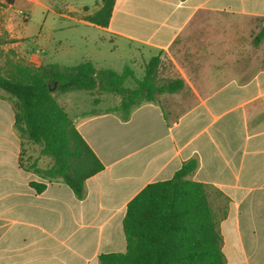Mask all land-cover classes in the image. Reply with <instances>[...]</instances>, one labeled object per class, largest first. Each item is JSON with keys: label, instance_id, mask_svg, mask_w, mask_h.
<instances>
[{"label": "crops", "instance_id": "obj_1", "mask_svg": "<svg viewBox=\"0 0 264 264\" xmlns=\"http://www.w3.org/2000/svg\"><path fill=\"white\" fill-rule=\"evenodd\" d=\"M18 1L29 10L50 9L41 0H0V62L13 53L35 67L47 65L45 50L28 44L27 15ZM100 5L92 12L78 10L79 24L100 31L79 37L85 48L91 43L98 55L107 42L129 56L132 65L159 56L157 78L180 79L183 87L134 107L125 120L107 111L119 99L105 109L70 113L67 108L77 104L59 102V93L52 92L103 165L84 181L82 199L60 180L47 182L19 167L21 141L13 103L0 90V264H99L100 254L124 252L127 202L147 184L170 179L191 159L196 168L187 179L207 185L225 264H264V67L242 71L235 62L238 54L229 65L217 59L207 62L204 49L189 48L188 43L190 27L200 15L264 20V0H115L106 27L83 20ZM181 45L189 53L182 63L174 58ZM167 57L178 77L158 76ZM185 92L188 98L179 100L175 110L161 102ZM87 93L95 95L94 104L110 95ZM32 158L39 166L50 164ZM31 181L46 187L36 193Z\"/></svg>", "mask_w": 264, "mask_h": 264}, {"label": "trees", "instance_id": "obj_2", "mask_svg": "<svg viewBox=\"0 0 264 264\" xmlns=\"http://www.w3.org/2000/svg\"><path fill=\"white\" fill-rule=\"evenodd\" d=\"M114 1L101 0L100 7L83 20L106 27ZM261 39L264 25L253 43ZM160 63L159 56L151 57L144 65V75L138 79L129 67H124L121 73L96 69L90 61L73 66L35 67L13 53L6 55L0 65V90L13 103L14 128L21 141L19 167L47 182L60 180L77 199H82L84 181L101 171L103 165L48 86L54 85L58 93L83 90L114 94L119 103L107 111L117 112L125 120L134 107L183 87L180 79L157 78ZM127 80L133 81L134 86H124ZM24 142L38 145L39 155L50 158V164L39 166L31 156L24 159ZM195 168L196 161L188 160L170 179L149 183L131 198L122 220L125 250L100 254L99 264H225L207 185L187 179ZM29 185L36 193L46 187L44 182L31 181Z\"/></svg>", "mask_w": 264, "mask_h": 264}, {"label": "rangeland", "instance_id": "obj_3", "mask_svg": "<svg viewBox=\"0 0 264 264\" xmlns=\"http://www.w3.org/2000/svg\"><path fill=\"white\" fill-rule=\"evenodd\" d=\"M41 1L49 4L50 9L43 8L42 6H34L29 10V5L22 1L17 2V7L27 15V24L24 28V33L28 36L29 46L44 49L46 63L73 66L87 61L88 56L86 55H90L95 68V63H97L99 67L97 69H112L117 73H121L124 67H129L136 78H142L144 75L143 65L145 64L136 63V65H132L129 56L120 51L119 47H112V45H108L105 42L103 47H100L99 54L96 55L91 43L86 44L87 47L85 48V44L79 40V37L82 35L93 37L95 34L100 33L99 30L79 24L75 19H79V15L77 14L79 11L92 12L97 5H100L101 0ZM61 14L67 15L68 17H62ZM262 24H264V20L257 18L240 19L216 14L200 15L190 27L191 37L188 40L189 48L194 46L200 51L203 48L204 50L202 52L204 54L202 57L207 62L217 59L221 63L225 62L228 65L230 64L231 58H233L232 56H237L238 54V59L235 62L241 65L242 71L249 73L252 69L264 67V41L257 46L252 42L262 27ZM19 30L22 31V28L20 27ZM70 41L73 42L69 43ZM196 41H198L197 44L195 43ZM179 44H181V40L178 42ZM178 48L176 55L179 57L174 56V58L176 59L175 61L182 63V61L187 60V58H184V55L187 53H184L185 49L183 45ZM221 51L223 53L227 51V54L224 53L222 56L220 54L219 57L218 54ZM2 60L0 64L3 63ZM163 64L164 66H162L158 73L159 77L173 78L180 75L179 70L175 67V63L170 58L167 57L163 61ZM124 86L133 87V81H125ZM51 89L54 92L55 86H51ZM109 94L104 97L105 100L109 98L108 101L103 100L98 104H94L92 101L95 95L90 96L83 90L59 93L57 99L59 102L72 100L71 107L77 104L78 108H67V110L70 113H79L92 111L93 109H105L117 103L118 96ZM179 96L181 97H178V95L162 97L161 102L164 106L177 108L181 106L178 103L179 100L187 99L189 94L185 92V94ZM23 147L24 159L26 156L41 157L51 162L50 158L39 155L38 145L24 142Z\"/></svg>", "mask_w": 264, "mask_h": 264}, {"label": "water", "instance_id": "obj_4", "mask_svg": "<svg viewBox=\"0 0 264 264\" xmlns=\"http://www.w3.org/2000/svg\"><path fill=\"white\" fill-rule=\"evenodd\" d=\"M48 89L51 91L52 89L48 86Z\"/></svg>", "mask_w": 264, "mask_h": 264}, {"label": "built area", "instance_id": "obj_5", "mask_svg": "<svg viewBox=\"0 0 264 264\" xmlns=\"http://www.w3.org/2000/svg\"><path fill=\"white\" fill-rule=\"evenodd\" d=\"M24 16V15H23Z\"/></svg>", "mask_w": 264, "mask_h": 264}]
</instances>
